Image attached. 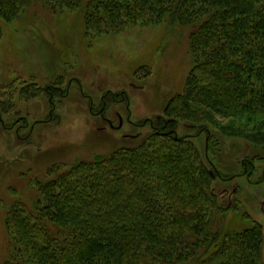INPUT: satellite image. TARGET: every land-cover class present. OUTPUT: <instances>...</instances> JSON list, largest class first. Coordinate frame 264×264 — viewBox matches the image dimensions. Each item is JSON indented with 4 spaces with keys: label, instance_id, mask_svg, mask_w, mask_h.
Listing matches in <instances>:
<instances>
[{
    "label": "trees",
    "instance_id": "1",
    "mask_svg": "<svg viewBox=\"0 0 264 264\" xmlns=\"http://www.w3.org/2000/svg\"><path fill=\"white\" fill-rule=\"evenodd\" d=\"M36 3L82 11L93 35L178 25L194 66L149 132L31 176V200H14L5 215L4 264H264L261 223L224 228L238 204L221 202L209 157L221 136L264 147V0H0V16L13 21ZM61 80L6 83L0 124L18 102L59 90ZM182 123L196 134H178Z\"/></svg>",
    "mask_w": 264,
    "mask_h": 264
},
{
    "label": "rangeland",
    "instance_id": "2",
    "mask_svg": "<svg viewBox=\"0 0 264 264\" xmlns=\"http://www.w3.org/2000/svg\"><path fill=\"white\" fill-rule=\"evenodd\" d=\"M0 25V95L6 83L18 78H33L41 86L62 78L59 90L18 102L0 124V264H4L9 248L5 215L14 200H31V176H43L57 162L90 160L129 144L126 133L149 132L148 123H127V106L134 122L163 115L169 98L183 91L194 56L187 30L165 22L93 35L82 11L55 12L36 3L13 21L0 16ZM124 92L128 104L121 100ZM103 97L109 103L105 115L114 127L99 114ZM119 114L123 128H118ZM21 117L27 118V127L16 122ZM187 132L196 134V129L180 124L178 134ZM206 139L205 133L196 138L203 154L210 152ZM209 157L221 202L238 204L225 215L224 228L242 231L255 221L264 225V179L256 182L264 173V147L221 136Z\"/></svg>",
    "mask_w": 264,
    "mask_h": 264
},
{
    "label": "flooded vegetation",
    "instance_id": "3",
    "mask_svg": "<svg viewBox=\"0 0 264 264\" xmlns=\"http://www.w3.org/2000/svg\"><path fill=\"white\" fill-rule=\"evenodd\" d=\"M121 95H122V97H121V100H126L127 99V104H128V99H129V95L126 93V92H124L123 94L121 93ZM115 100H117V98H116V96H114L113 97ZM108 106H109V103H108V101L106 100V98L105 97H103L102 98V107H101V110H102V112L100 111L99 112V114H102V116L104 117V118H106L107 119V121L110 123V125L112 126V127H114V123L112 122V120L109 118V117H107L106 115H105V110L106 109H108ZM127 109H128V115H127V117H126V120H127V123L130 125H132V126H142V125H144V124H146V123H150V125H152L153 124V118L152 119H145L144 121H143V123H141V122H134V120H132L131 119V110H130V107H128L127 106ZM119 116H120V114H119ZM16 122H22L21 123V125L23 126V127H27L28 125H29V122H28V120H27V118L26 117H21L20 119H18ZM124 118L122 117V116H120V122H119V127L118 128H123L124 127ZM14 125H11V126H9V128H11V127H13ZM21 126V127H22ZM130 136H134V133H126V135H125V137H130ZM251 166H252V168H253V166H254V164L251 162ZM248 170V164L246 165V169H245V172ZM222 177V176H221ZM223 179H228V177H222ZM249 178H251V174L249 175ZM264 179V173H263V176H262V178L261 179H258V181H256V182H259V181H262ZM250 180V179H249ZM251 183H253L252 181H251ZM253 184H255V183H253ZM257 222V221H256ZM259 223H261L260 221H259ZM262 224V223H261ZM263 225V224H262ZM263 227H264V225H263Z\"/></svg>",
    "mask_w": 264,
    "mask_h": 264
},
{
    "label": "water",
    "instance_id": "4",
    "mask_svg": "<svg viewBox=\"0 0 264 264\" xmlns=\"http://www.w3.org/2000/svg\"><path fill=\"white\" fill-rule=\"evenodd\" d=\"M212 173H213V175H214V177H215V174H214V172L212 171Z\"/></svg>",
    "mask_w": 264,
    "mask_h": 264
}]
</instances>
